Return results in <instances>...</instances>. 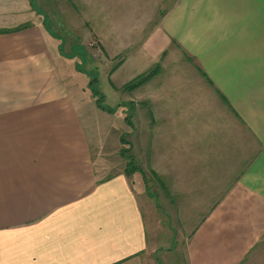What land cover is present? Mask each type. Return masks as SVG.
I'll list each match as a JSON object with an SVG mask.
<instances>
[{
  "label": "crops",
  "instance_id": "0c3cea01",
  "mask_svg": "<svg viewBox=\"0 0 264 264\" xmlns=\"http://www.w3.org/2000/svg\"><path fill=\"white\" fill-rule=\"evenodd\" d=\"M158 10L107 73L141 171L107 176L43 30L0 27V264H239L264 239V0Z\"/></svg>",
  "mask_w": 264,
  "mask_h": 264
},
{
  "label": "rangeland",
  "instance_id": "374dc122",
  "mask_svg": "<svg viewBox=\"0 0 264 264\" xmlns=\"http://www.w3.org/2000/svg\"><path fill=\"white\" fill-rule=\"evenodd\" d=\"M172 1L0 0L1 28L37 24L43 30L51 52L61 63L70 94L75 103H79L81 117L101 144L100 150L94 152L93 161L97 173L101 171L104 176L122 170L127 161L130 165V141L141 143L146 138L139 127L140 115L128 107L121 109L118 103L122 92L108 86L110 68L125 53L132 52L136 42L145 34L133 30L126 32L123 22L137 23L147 14L154 13L149 27L162 11L157 9L170 5ZM119 83L115 81L116 85ZM97 97L106 109L98 108ZM108 108L114 111H108ZM123 138L124 142L121 141ZM95 139L90 138L93 145L97 142ZM119 142L122 149H127L123 155L125 158L119 154ZM168 211L171 217L175 215L176 210ZM204 211L205 208L200 207L199 212ZM200 213L192 214L191 224L198 222L203 215ZM176 261L173 264H177ZM239 264H264V239Z\"/></svg>",
  "mask_w": 264,
  "mask_h": 264
},
{
  "label": "trees",
  "instance_id": "16d2710c",
  "mask_svg": "<svg viewBox=\"0 0 264 264\" xmlns=\"http://www.w3.org/2000/svg\"><path fill=\"white\" fill-rule=\"evenodd\" d=\"M27 25L28 24H23L22 26H20V27H18V28H15L16 30H18V29H20V28H23V27H27ZM30 25V24H29ZM10 30H8V29H0V33H4V32H9ZM120 63H121V58L119 59V60H117V62L111 67V69H115V68H117L118 67V65H120ZM154 73V69H152V70H149V71H147V72H145V73H142V74H140V75H138L137 77H135V78H133L132 80H130L129 82H127L126 84H124L123 86H122V88L123 89H125V90H132L134 87H136V86H138L139 84H141V83H143L144 81H146L152 74ZM95 79V78H94ZM96 102H97V105L99 106H97L98 108H101V109H106V108H104L101 104H100V98H98L97 97V99H96ZM119 105H122V104H118V106ZM126 105V106H125ZM123 106L126 108V107H128V108H130L131 110H133V112H134V106H133V104H132V102L130 103V104H123ZM108 111H114V109L112 110V109H110V108H108L107 109ZM128 122V121H127ZM123 136V135H122ZM123 140V141H122ZM121 141L122 142H124V138L123 139H121ZM127 151V149H122V151H121V153H122V155H124V152H126ZM129 158V163H130V165L128 166L129 167V169H128V173H132V172H134V171H136V170H140L141 171V168L139 167V166H137V165H135V163H133V157L132 156H129L128 157ZM128 165V164H127Z\"/></svg>",
  "mask_w": 264,
  "mask_h": 264
}]
</instances>
